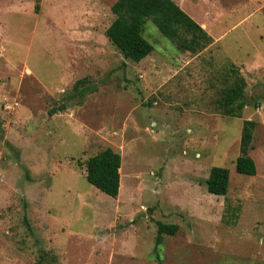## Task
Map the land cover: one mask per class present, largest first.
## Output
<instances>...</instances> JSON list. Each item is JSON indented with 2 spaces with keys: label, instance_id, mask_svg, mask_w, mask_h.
<instances>
[{
  "label": "rangeland",
  "instance_id": "1",
  "mask_svg": "<svg viewBox=\"0 0 264 264\" xmlns=\"http://www.w3.org/2000/svg\"><path fill=\"white\" fill-rule=\"evenodd\" d=\"M116 1L0 0V264H264V0H172L211 42L179 50L148 19L140 63L105 36ZM237 76L249 105L230 118ZM244 121L255 176L235 172ZM106 148L116 199L85 177ZM158 223L178 230L156 247Z\"/></svg>",
  "mask_w": 264,
  "mask_h": 264
},
{
  "label": "trees",
  "instance_id": "2",
  "mask_svg": "<svg viewBox=\"0 0 264 264\" xmlns=\"http://www.w3.org/2000/svg\"><path fill=\"white\" fill-rule=\"evenodd\" d=\"M111 12L114 20L106 29L105 36L124 59L134 63H140L153 52L152 45L143 37V28L148 19L152 20L160 34L175 43L179 50L196 54L211 42L205 30L172 0H117L112 5ZM245 88L244 79L237 76L232 86L222 92L218 102L222 115L230 118L241 117L242 111L249 105ZM56 111L57 108H54L51 113L55 114ZM255 126L253 121L243 122L239 144L240 156L235 161L237 174L256 175L255 162L247 154L253 141ZM120 167V154L106 148L87 160L86 181L99 192L116 199L120 188ZM229 175L225 168H211L205 181L208 194L225 196L229 186ZM177 230L176 225L158 223L155 246L161 245L163 235L173 236Z\"/></svg>",
  "mask_w": 264,
  "mask_h": 264
},
{
  "label": "crops",
  "instance_id": "3",
  "mask_svg": "<svg viewBox=\"0 0 264 264\" xmlns=\"http://www.w3.org/2000/svg\"><path fill=\"white\" fill-rule=\"evenodd\" d=\"M200 26H203V25H200ZM203 28H204V26H203Z\"/></svg>",
  "mask_w": 264,
  "mask_h": 264
},
{
  "label": "bare ground",
  "instance_id": "4",
  "mask_svg": "<svg viewBox=\"0 0 264 264\" xmlns=\"http://www.w3.org/2000/svg\"><path fill=\"white\" fill-rule=\"evenodd\" d=\"M121 189V188H120Z\"/></svg>",
  "mask_w": 264,
  "mask_h": 264
}]
</instances>
